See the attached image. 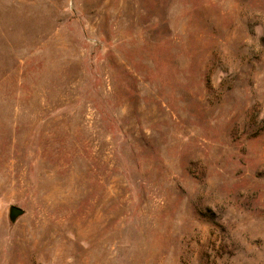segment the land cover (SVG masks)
<instances>
[{
  "label": "rangeland",
  "instance_id": "rangeland-1",
  "mask_svg": "<svg viewBox=\"0 0 264 264\" xmlns=\"http://www.w3.org/2000/svg\"><path fill=\"white\" fill-rule=\"evenodd\" d=\"M0 264H264V0H0Z\"/></svg>",
  "mask_w": 264,
  "mask_h": 264
},
{
  "label": "water",
  "instance_id": "water-1",
  "mask_svg": "<svg viewBox=\"0 0 264 264\" xmlns=\"http://www.w3.org/2000/svg\"><path fill=\"white\" fill-rule=\"evenodd\" d=\"M24 214V211L16 206H10L8 210V215L10 221L13 223L15 222L19 217H21Z\"/></svg>",
  "mask_w": 264,
  "mask_h": 264
}]
</instances>
